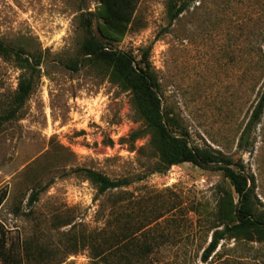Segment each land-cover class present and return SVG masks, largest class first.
I'll list each match as a JSON object with an SVG mask.
<instances>
[{"label": "rangeland", "instance_id": "374dc122", "mask_svg": "<svg viewBox=\"0 0 264 264\" xmlns=\"http://www.w3.org/2000/svg\"><path fill=\"white\" fill-rule=\"evenodd\" d=\"M166 2L141 0L114 48L137 60L150 49L163 107L190 146L241 161L264 205V112L246 150L237 146L264 92V0H196L171 26ZM97 4L0 0V43L40 62L29 98L0 127V190L7 193L0 223L13 252L9 264H264V245L234 253L233 241L203 263L217 201L230 182L191 163L151 173L158 156L130 93L101 67L66 66L82 59L84 25ZM92 34L98 37L94 20ZM21 74L13 56L0 55V117ZM78 168L131 184L99 196L73 172Z\"/></svg>", "mask_w": 264, "mask_h": 264}, {"label": "trees", "instance_id": "16d2710c", "mask_svg": "<svg viewBox=\"0 0 264 264\" xmlns=\"http://www.w3.org/2000/svg\"><path fill=\"white\" fill-rule=\"evenodd\" d=\"M140 1L97 0L95 11L90 13L92 19L87 20L84 25L86 37L80 45L82 59L67 63L66 66L72 71L84 63L88 66L101 67L107 71L111 83L130 93L135 111L150 134L149 143L158 156L151 173H164L172 166L191 163L200 169L221 172L223 178L230 182L231 189H222L217 201L216 223L212 228L210 241L202 251L203 263L218 255V248L225 241L235 243L232 249L234 253L236 247L264 245V205L258 201L254 182L245 173L242 162L233 161L209 147L190 146L185 131L163 107L159 96V83L148 60L150 49H146L137 60L132 54L114 48V45L122 42L128 33ZM195 1L167 0L168 26H171ZM93 20L98 37L92 34ZM0 55L6 59L13 56L22 70L11 106L7 113L0 117L1 127L16 117L17 112L29 98L34 87L31 74L40 62L30 59L23 49L14 50L2 43ZM263 112L264 92L239 137L237 146L240 150L245 151L248 147L250 133L259 124ZM73 172L90 182L99 196L131 184L127 179H111L88 168H78ZM6 194L5 190H0V206L5 201ZM39 194L40 191L31 193L28 199L29 206L37 201ZM161 217H154L152 222ZM144 250L151 252L150 247L139 248L136 254L143 256ZM12 256L13 252L10 246H7L5 231L0 223V258L9 264Z\"/></svg>", "mask_w": 264, "mask_h": 264}]
</instances>
